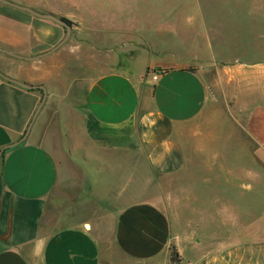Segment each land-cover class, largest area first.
<instances>
[{
  "label": "crops",
  "instance_id": "crops-1",
  "mask_svg": "<svg viewBox=\"0 0 264 264\" xmlns=\"http://www.w3.org/2000/svg\"><path fill=\"white\" fill-rule=\"evenodd\" d=\"M13 1L68 18L72 32L36 61L0 51L1 70L48 90L28 137L0 159V264H264L261 57L161 46L151 39L160 31L196 29L190 14L152 26L147 17L162 15L138 6L160 0ZM65 35L0 2L1 47L30 56ZM79 75L82 106L49 91ZM42 97L0 76V151L24 135Z\"/></svg>",
  "mask_w": 264,
  "mask_h": 264
},
{
  "label": "rangeland",
  "instance_id": "rangeland-1",
  "mask_svg": "<svg viewBox=\"0 0 264 264\" xmlns=\"http://www.w3.org/2000/svg\"><path fill=\"white\" fill-rule=\"evenodd\" d=\"M141 3L138 8L148 13L150 10L152 13L162 15L147 17L152 19V26H156L168 16H170V23L176 26L182 22L188 23L187 14L195 17V20L191 22L196 29L194 37H179L177 31L164 30L151 38L159 42L161 46H168L171 51L182 52L194 47L197 51L200 50L203 54L210 56L217 54L219 58L239 56L246 59L261 57V63H264V0H160L158 4L155 1L153 5ZM175 3H184V5L179 6ZM139 24H144L143 18L139 20ZM144 47L150 48L147 45ZM172 53L158 52L153 57L162 56L167 61H173L176 57ZM129 55L123 53L126 61ZM140 57L139 70L146 64L149 54H142ZM153 71L146 69L145 73L151 75ZM50 89L59 94L64 93L65 97L60 98L72 102L77 107L84 104L86 84L81 75L56 80V84H52L49 91ZM40 120V118L37 120L36 125L40 123ZM261 171H264L262 160ZM97 210L101 211L102 208L98 207ZM99 232H101L100 237H109L108 229L104 228Z\"/></svg>",
  "mask_w": 264,
  "mask_h": 264
},
{
  "label": "water",
  "instance_id": "water-1",
  "mask_svg": "<svg viewBox=\"0 0 264 264\" xmlns=\"http://www.w3.org/2000/svg\"><path fill=\"white\" fill-rule=\"evenodd\" d=\"M0 2H2L4 4H7V5H10V6H13V7L18 8V9H21V10L28 11V12L32 13L33 15H35V16L51 19V20H53V21L65 26V28H66V35L60 42H58L55 46H53L49 50H46V51L41 52L39 54L26 56V55H22V54H19L17 52L8 50V49L3 48L1 46H0V51L5 52L7 54H10L12 56H15L17 58L24 59V60L36 61V60H39V59H41V58L53 53L54 51L59 49L63 44H65L67 42V40L69 39V37L71 35V32H72V25L67 20H65L62 16H59L58 14L53 13V12H40V11L34 9L31 6L20 4L18 2L13 1V0H0ZM0 76L3 79H5V80H7L9 82L15 83V84L20 85V86H22L24 88H27V89H41L43 91L42 100H41L39 106L37 107V109H36V111H35V113L33 115V118L30 121V123H29V125H28V127H27V129H26V131L24 133V135L19 140L15 141L13 143L6 144L1 149V151H0V159H1L3 153L6 150L20 145L28 137L29 133L31 132V129L33 127V124H34L35 120L37 119L39 113L41 112L43 106L45 105V103L47 101L48 90H47L46 86L43 85V84H32V83H28V82L22 81V80H20L18 78L12 77V76L6 74L3 70H1V68H0Z\"/></svg>",
  "mask_w": 264,
  "mask_h": 264
},
{
  "label": "trees",
  "instance_id": "trees-1",
  "mask_svg": "<svg viewBox=\"0 0 264 264\" xmlns=\"http://www.w3.org/2000/svg\"><path fill=\"white\" fill-rule=\"evenodd\" d=\"M67 20L70 24L72 23L69 19H65ZM179 259V255L175 249V247H172V260L175 262Z\"/></svg>",
  "mask_w": 264,
  "mask_h": 264
},
{
  "label": "built area",
  "instance_id": "built-area-1",
  "mask_svg": "<svg viewBox=\"0 0 264 264\" xmlns=\"http://www.w3.org/2000/svg\"><path fill=\"white\" fill-rule=\"evenodd\" d=\"M159 72H157L155 75H154V78L156 79V78H158V76H159Z\"/></svg>",
  "mask_w": 264,
  "mask_h": 264
},
{
  "label": "flooded vegetation",
  "instance_id": "flooded-vegetation-1",
  "mask_svg": "<svg viewBox=\"0 0 264 264\" xmlns=\"http://www.w3.org/2000/svg\"><path fill=\"white\" fill-rule=\"evenodd\" d=\"M64 19H68V18H66V17H63Z\"/></svg>",
  "mask_w": 264,
  "mask_h": 264
}]
</instances>
